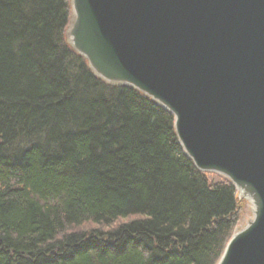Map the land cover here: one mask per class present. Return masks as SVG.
Segmentation results:
<instances>
[{
    "label": "trees",
    "instance_id": "trees-1",
    "mask_svg": "<svg viewBox=\"0 0 264 264\" xmlns=\"http://www.w3.org/2000/svg\"><path fill=\"white\" fill-rule=\"evenodd\" d=\"M69 18V0H0V264H217L237 192L195 168L168 111L92 75Z\"/></svg>",
    "mask_w": 264,
    "mask_h": 264
},
{
    "label": "water",
    "instance_id": "water-1",
    "mask_svg": "<svg viewBox=\"0 0 264 264\" xmlns=\"http://www.w3.org/2000/svg\"><path fill=\"white\" fill-rule=\"evenodd\" d=\"M65 42L92 75L173 116L195 168L253 219L217 264H264V0H69Z\"/></svg>",
    "mask_w": 264,
    "mask_h": 264
},
{
    "label": "rangeland",
    "instance_id": "rangeland-1",
    "mask_svg": "<svg viewBox=\"0 0 264 264\" xmlns=\"http://www.w3.org/2000/svg\"><path fill=\"white\" fill-rule=\"evenodd\" d=\"M70 15H71V9H70ZM65 33L66 32H64V40H65ZM221 178H223V177L216 175V174H213V173H207V179L211 183L219 182V181H221ZM240 201L243 202L242 207H241L242 209H241V212L239 213L238 220H237L236 226L234 227L233 234L243 230L249 224V222H251L253 219L251 204L247 201H244V200H240ZM140 217L141 216H133V217L125 218V219H120L110 226H99V225H94V224H85V225H82L80 227H77L73 231L78 232V233H88L89 231H97L98 230V231L106 233V232H109L112 229H114L120 225L128 223L129 221L137 220Z\"/></svg>",
    "mask_w": 264,
    "mask_h": 264
}]
</instances>
